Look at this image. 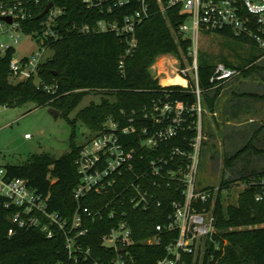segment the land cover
<instances>
[{"label": "trees", "instance_id": "16d2710c", "mask_svg": "<svg viewBox=\"0 0 264 264\" xmlns=\"http://www.w3.org/2000/svg\"><path fill=\"white\" fill-rule=\"evenodd\" d=\"M52 3L64 9L65 14L58 19V30L61 38L51 43L53 57L41 64L38 77L17 82L10 71L12 53H0V105L16 107L33 103L35 107L47 106L61 112L67 117L79 106L83 98L89 93L104 95L100 104H91L83 109L77 120L87 125L91 130L88 141L98 132L102 131L109 120L118 122L122 127L129 125L130 119L135 118L137 124L147 125L151 131L153 115L157 114L155 107L165 104H183L189 110L186 113L187 125L191 129L181 132L180 136L165 142L157 151H142L149 160L161 155L170 157L174 148L191 150L190 142L196 135L198 113L195 108L198 98L194 83L189 88L170 86L161 88L151 72L150 67L157 58L165 54H173L179 58L185 57L192 63L189 56L191 41L179 33L178 27L184 22L185 15L179 8H172L162 14L158 6L153 5L151 15L137 29L139 45L132 56L126 58L123 70L120 67L121 58L126 54L127 42L125 38L114 33H81L77 27L94 25L102 18L97 12H89L81 0H52ZM47 1L37 6L35 17L31 24L26 25V31L41 32L42 18ZM133 9L124 8L120 14H131ZM220 35L236 39L253 46L254 41L235 36L232 32H222ZM264 58L253 52L245 58L244 63H222L227 67L242 71L238 78H252L264 72V65L259 61ZM183 61V60H182ZM218 64L199 63V87L201 90L202 120L207 134L211 128L205 117L212 114L217 118L223 92L234 95L227 101L226 112H232L238 117L247 105L250 98L264 99L252 93L240 94L233 89L235 81L215 87L211 78ZM39 80V83L37 82ZM164 83V82H163ZM45 86L52 87L51 92ZM109 98H112L109 99ZM246 103L244 108L242 102ZM195 110H192V109ZM145 114L149 115L145 119ZM232 122V118L226 119ZM218 128L219 121L215 120ZM212 130V129H211ZM264 131V123L255 132L251 140L239 152L226 156L224 172L219 183V194L214 208L216 233L215 242H209L203 255V264H264V200L257 201L256 195L261 191L260 185H252L254 179L264 178V169L261 171L243 170L237 178L234 176L236 163L250 150H255L257 132ZM211 136H215L212 130ZM205 141L203 155L207 146ZM82 146H74L72 151L59 159L49 156H35L23 165H10L6 167L7 178L26 179L30 186L38 192L51 194V205L54 212L66 217L72 216L78 203L74 198V191L79 184V175L76 160ZM257 152V150H256ZM173 167V166H171ZM230 174V176H229ZM243 183L247 187L240 193L236 204H225L223 193L231 192L234 187ZM201 180L204 191L215 190L214 187L205 186ZM184 188L176 184L163 188H153L152 204L148 211L132 209L130 211V224L134 229L135 245L130 248V257L134 264H156L167 255V247L178 236V231L161 234L159 244L148 245L144 242L154 238L157 234L158 224L170 223L169 216L173 213V202L183 201ZM161 201L162 205L157 206ZM104 202L99 197H89L82 201V205L97 209ZM211 208V202L205 207ZM9 212L0 210V264H56L66 262L68 253L65 249V239L58 234L54 239H47L38 229H22L13 237L8 236L11 224L8 220ZM106 229L99 224L92 227L87 238L96 255L101 252L100 239ZM201 255L187 258L188 264H199Z\"/></svg>", "mask_w": 264, "mask_h": 264}, {"label": "built area", "instance_id": "2783aa9c", "mask_svg": "<svg viewBox=\"0 0 264 264\" xmlns=\"http://www.w3.org/2000/svg\"><path fill=\"white\" fill-rule=\"evenodd\" d=\"M47 6L52 0H46ZM89 12L102 16L94 25L77 27L81 33H114L125 38L126 54L121 58L123 70L127 57L138 48V27L150 17L153 5L165 14L172 8H179L185 15L184 22L178 27L179 33L191 41L189 56L173 54L161 55L150 67L152 76L161 88L182 86L189 88L195 84L198 98V121L196 135L190 142L191 150L174 148L169 158L159 156L149 160L142 151H158L162 145L180 136L181 132L191 129L187 125V110L183 104L156 106L151 131L149 126L133 117L129 125L122 127L118 122L109 120L104 129L82 145L76 160L79 184L74 191L78 206L70 217L54 212L51 194L44 195L30 186L23 178H7L6 168L0 167V210L9 212L8 220L12 225L8 231L11 238L22 229H38L47 239L62 234L68 253L66 262L56 264H134L130 248L135 245L134 229L130 224V211H148L152 204L153 188H163L172 184L183 187V201L173 202L170 223L156 226V236L146 240L148 245L159 244L161 234L178 231V236L167 247V255L156 264H188L190 256L202 255L209 242H215L216 233L214 208L218 191H204L200 174L203 163V146L207 134L202 120L201 90L199 87L198 54L202 34L232 32L239 38L254 41L264 49V0H81ZM42 0H0V38L9 36L13 44L0 42V53H12L10 71L17 81L38 77L42 63L52 59L54 53L51 43L61 38L58 19L65 11L53 7L42 17L41 32L26 31L31 24L36 8ZM46 6V7H47ZM45 7V9H46ZM129 8L131 14L119 11ZM11 20V23L8 21ZM24 39L36 42L40 49L26 56H18V48ZM51 57H46L47 52ZM183 60V61H182ZM166 73L172 77L180 76L187 85H164ZM242 71L218 64L211 78L215 87L227 85L239 78ZM18 82V81H17ZM47 92L52 87L45 86ZM194 108L192 110H195ZM149 115L145 114V119ZM30 139L31 135H26ZM173 166V167H171ZM252 185H260L257 201L264 200V178L254 179ZM243 185V190L247 185ZM216 192V194H215ZM89 197L104 200L97 209L82 205ZM211 202V208L205 207ZM162 202L158 201L157 206ZM99 224L106 229L100 239L101 252L96 255L92 245L87 242L92 227Z\"/></svg>", "mask_w": 264, "mask_h": 264}, {"label": "rangeland", "instance_id": "374dc122", "mask_svg": "<svg viewBox=\"0 0 264 264\" xmlns=\"http://www.w3.org/2000/svg\"><path fill=\"white\" fill-rule=\"evenodd\" d=\"M0 42L13 44L7 35L1 37ZM18 49V56L21 57L38 51L40 46L31 39H24ZM250 52L260 56L264 53V49L220 34H202L198 62L213 65L224 62L242 64ZM52 55L50 51L46 53V57ZM259 62L264 65V58ZM37 82L39 83V80ZM245 91L257 92L260 95L264 93L263 88L258 90L254 83L248 85ZM103 98L104 95L100 93L87 94L67 117L62 116L61 112L60 115L52 113L51 108L47 106L36 108L33 103L16 107L0 105V167L23 165L35 156L59 159L69 154L74 146L85 144L91 135V130L77 120L78 114L93 103L100 104ZM258 100L250 98L248 102L243 101L242 107L244 108L247 102L250 108L242 109L238 117H234L232 112L223 114L224 110L218 113L217 118L212 114L205 117L211 125L208 129V141L200 174V181L204 180L205 186L214 187L218 191L225 168V157L232 156L244 148L264 123V101ZM228 118H232V122H226ZM251 119L254 122H251ZM215 120L219 121L218 128ZM211 129L215 132V136H211ZM26 134L31 135V139H26ZM256 134L258 137L255 140V150L248 151L236 163V170L231 178H237L243 170L250 172L264 169V131ZM242 191L243 185L240 184L231 192L223 193L225 204H236ZM203 255L204 253L199 264H203Z\"/></svg>", "mask_w": 264, "mask_h": 264}, {"label": "crops", "instance_id": "0c3cea01", "mask_svg": "<svg viewBox=\"0 0 264 264\" xmlns=\"http://www.w3.org/2000/svg\"><path fill=\"white\" fill-rule=\"evenodd\" d=\"M233 81H235L234 84H233V87H236L238 90H240L239 91L240 94H242V93H252V94H256L258 96H264V93L262 95H260L257 92L245 91L247 89L248 85H251L252 83H254L255 87H257L258 90L261 89V88H263V90H264V72L259 73L257 75V77L255 78V80H253L252 78H240V79L237 78V79H235ZM232 97H235L234 95H232V93L231 94H226V91L223 92V96L221 98L222 100L220 102V109L221 110H225L226 104L229 106L230 103L228 104L227 101L228 100L230 101L232 99ZM244 100H246V98H244ZM255 100L257 101L258 99H255ZM261 100L264 101V99H260V101ZM251 122H254L253 119H251Z\"/></svg>", "mask_w": 264, "mask_h": 264}, {"label": "bare ground", "instance_id": "6f19581e", "mask_svg": "<svg viewBox=\"0 0 264 264\" xmlns=\"http://www.w3.org/2000/svg\"><path fill=\"white\" fill-rule=\"evenodd\" d=\"M162 83L164 85H169V84H181V85H185V86L187 85L186 80H184L180 76L172 77V75L170 73H166V78L162 80Z\"/></svg>", "mask_w": 264, "mask_h": 264}, {"label": "water", "instance_id": "95a60500", "mask_svg": "<svg viewBox=\"0 0 264 264\" xmlns=\"http://www.w3.org/2000/svg\"><path fill=\"white\" fill-rule=\"evenodd\" d=\"M53 7V3H50L46 9L44 10V12L39 16V18H42L43 16H45L48 11ZM10 23H11V20H8ZM50 111L56 115H60V111L56 110V109H53L51 108Z\"/></svg>", "mask_w": 264, "mask_h": 264}]
</instances>
